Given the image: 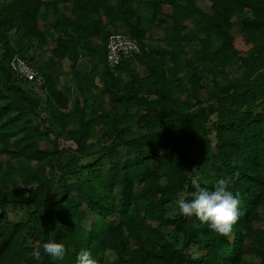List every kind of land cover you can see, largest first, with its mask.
Masks as SVG:
<instances>
[{"label":"trees","instance_id":"16d2710c","mask_svg":"<svg viewBox=\"0 0 264 264\" xmlns=\"http://www.w3.org/2000/svg\"><path fill=\"white\" fill-rule=\"evenodd\" d=\"M197 174L240 194L228 237L171 211ZM261 207L264 0H0V264H264Z\"/></svg>","mask_w":264,"mask_h":264},{"label":"clouds","instance_id":"9594fccd","mask_svg":"<svg viewBox=\"0 0 264 264\" xmlns=\"http://www.w3.org/2000/svg\"><path fill=\"white\" fill-rule=\"evenodd\" d=\"M230 183L228 178H220L211 188L205 187L201 185L197 174L191 180L193 190L188 197L179 196L174 201L173 207L180 216H195L200 222L206 223L218 236L228 237L241 215L240 194L231 190ZM40 247L55 264H62L67 253L64 243L47 240L42 242ZM35 255L39 256L40 252L37 251ZM74 264H95V262L90 253L82 249L76 253Z\"/></svg>","mask_w":264,"mask_h":264},{"label":"built area","instance_id":"2783aa9c","mask_svg":"<svg viewBox=\"0 0 264 264\" xmlns=\"http://www.w3.org/2000/svg\"><path fill=\"white\" fill-rule=\"evenodd\" d=\"M107 63L111 67L120 64L123 57H130L140 52L138 44L133 41L126 33H113L109 36L106 43ZM14 66L22 78L27 80H39V72L27 61L16 57Z\"/></svg>","mask_w":264,"mask_h":264},{"label":"rangeland","instance_id":"374dc122","mask_svg":"<svg viewBox=\"0 0 264 264\" xmlns=\"http://www.w3.org/2000/svg\"><path fill=\"white\" fill-rule=\"evenodd\" d=\"M203 6H204L206 9H208V5L203 4ZM150 33L152 34V36H155V37L157 36V32H156V31H154V32L150 31ZM233 33L235 34V46H236L238 49H240L241 51H245V50H247V49L250 47V44L246 41V39H245L242 35H240L237 31H234ZM39 53H40V52H39ZM36 59L38 60L39 57H37ZM133 64H134V66H135L140 72H143L142 68L139 67L135 62H134ZM79 68L82 69V70H84V71H86V72H89V71H90V69H91V64H90V62L88 61V58H81V59H80V61H79ZM64 78H65V76H62V80H64ZM34 87H35V85L33 86V89H34ZM96 91H98V89H97ZM90 99H91V98H90ZM91 100H92V99H91ZM173 210H174V207L172 208L171 211H173ZM260 213H261V215H263V217H264V207H261V208H260ZM263 224H264V222H263ZM263 224H262V225H263ZM229 240L232 241V237H230ZM252 259H253L252 261H253L255 264H257V263L260 261V258H259V257H253Z\"/></svg>","mask_w":264,"mask_h":264}]
</instances>
